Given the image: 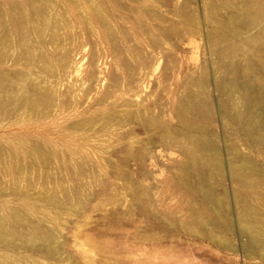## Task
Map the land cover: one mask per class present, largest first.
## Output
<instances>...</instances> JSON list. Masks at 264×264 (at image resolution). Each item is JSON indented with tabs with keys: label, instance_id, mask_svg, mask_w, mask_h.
I'll return each mask as SVG.
<instances>
[{
	"label": "rangeland",
	"instance_id": "obj_1",
	"mask_svg": "<svg viewBox=\"0 0 264 264\" xmlns=\"http://www.w3.org/2000/svg\"><path fill=\"white\" fill-rule=\"evenodd\" d=\"M252 1L264 8V0H0V98L12 96L0 100V217L17 211L37 229L11 213L22 236L30 229L53 238L43 248L27 234L42 250L35 253L21 232V248L0 241V264H264V245L260 256H246L245 238L234 226L226 231L225 219L213 221L225 210L195 191L183 167L193 135L224 164L249 161L255 190L224 172L216 197L224 192L231 205L236 191L264 230V147L240 122L222 119L227 99L217 86L247 100L246 119L261 104L254 99L264 106V31L245 29L236 9ZM224 41L241 46L235 72L217 67V52L230 47ZM181 107L197 128L178 118ZM206 222L224 234L226 249L187 234Z\"/></svg>",
	"mask_w": 264,
	"mask_h": 264
},
{
	"label": "bare ground",
	"instance_id": "obj_2",
	"mask_svg": "<svg viewBox=\"0 0 264 264\" xmlns=\"http://www.w3.org/2000/svg\"><path fill=\"white\" fill-rule=\"evenodd\" d=\"M224 2H226V3H228V0H224ZM257 2H250V3H246V2H244L243 4H241L240 5V7L239 8H236L238 11H240V12H242L247 18V24L245 23V27H244V25H243V27L245 28V29H248V30H254L257 26H258V24H260V28H261V30L262 31H264V8L262 9H259V8H257ZM238 7V6H237ZM216 8V7H215ZM212 11L214 12V13H216V9H212ZM243 27H240V28H233L232 29V32L234 33V34H236V35H239L240 33H241V31L243 30ZM228 41V40H227ZM226 41V42H227ZM232 41V40H231ZM225 42V41H224ZM226 42H225V44H226ZM229 42V41H228ZM228 42H227V46H230L229 48H226V50L224 51L223 50V48L225 49V46H223V48H222V50L223 51H218L217 53H219L218 55V59H217V67L218 68H225V67H227V68H231V70L233 69V67H234V72L236 71V64H235V62L237 61V59H239V58H237V56H235V55H237V53H236V50H237V52L241 49V46H240V44L238 45L237 43L235 44L234 43V46L233 45H228ZM230 44H232V42H230ZM236 45V46H235ZM238 45V46H237ZM235 53V54H234ZM235 56V58H233L234 56ZM3 59V58H2ZM233 59H235L236 61L234 62V60ZM239 61V60H238ZM237 61V62H238ZM236 62V63H237ZM230 70V69H229ZM233 72V71H232ZM225 73V72H224ZM230 73V72H229ZM235 75V74H234ZM249 77V76H248ZM250 80V79H249ZM233 83V82H232ZM250 83V82H249ZM248 83V84H249ZM247 84V85H248ZM252 84V83H251ZM218 90H219V92L221 93V94H225L226 96H225V99L224 100H226L227 99V101L223 104V102L221 103L222 105L220 106V109H219V114H220V116L222 117V119L224 120V121H226L227 123H229V124H231V125H237V123L239 124V122H240V125H242L243 127H244V129L246 130V131H248V132H250V133H252V135H251V139L250 140H252V143L254 144L253 146H257V148L258 147H264V132H263V122H262V116H264V106H263V108H262V106H261V104H262V102H261V99H257L255 96H253L254 98H256V101H255V99L253 100V102H255V104H256V106H257V103H261L260 104V106H259V108L256 110V111H254L255 110V108L253 109V111H254V113L255 114H253V112H252V114L254 115H252V119H246V118H244L245 117V115L249 112V108H248V105H246L245 104V102L247 101H243V98H242V96L241 97H239L240 99H242V102H241V104H239V98L238 97H236L237 95L238 96H240L239 95V93L237 94L236 93V96L235 97H233V94L236 92L235 91V89H234V87L233 86H231V88H230V90H228L227 89V87H226V85L224 84V83H222V82H219L218 83ZM249 87V86H248ZM233 88V90H231ZM251 88V87H250ZM249 88V89H250ZM254 88V87H253ZM248 89V88H247ZM252 89V88H251ZM250 89V90H251ZM243 90H245V89H243ZM228 91H230V92H228ZM243 94H245V93H243ZM221 96H224V95H221ZM250 96V95H249ZM1 97H2V95H1ZM5 97V98H4ZM4 97H2V99L4 98L5 100H7L6 99V95L4 96ZM10 98V97H12V96H7V98ZM252 97V96H251ZM8 98V100L10 101V99ZM13 98H15V97H13ZM235 98H238L237 100L235 99ZM1 98H0V100H2ZM4 100V101H5ZM8 100H7V102H8ZM21 100V99H20ZM14 102V99H11V102ZM10 102V103H11ZM238 102V103H237ZM250 102V101H249ZM183 103V102H182ZM22 104V103H21ZM253 104V103H252ZM5 105V104H4ZM30 105V104H29ZM250 106V105H249ZM252 107H255V106H253V105H251ZM31 107V106H30ZM195 108H196V110L197 109H199V110H201V112H202V114L203 115H205V116H208L209 115V107L207 106V104H205V103H203L202 101H199V102H197V104L195 105ZM251 108V107H250ZM18 109H19V107H18ZM183 112H184V109H183V107H181L180 108V112L178 113L179 115H178V118H180V120L181 121H183L184 122V124H186V125H188L191 129H192V127H194V128H197V127H195V124H193V123H191V122H189V121H187L186 120V118L184 117V115H183ZM251 112V111H250ZM250 117V116H249ZM182 123V122H181ZM154 126V125H153ZM188 127V128H189ZM151 128V127H150ZM163 132H164V130H162ZM169 132V131H168ZM248 134V133H247ZM171 136V135H170ZM170 136H166L167 138L168 137H170ZM186 136H188V135H186ZM190 136V135H189ZM189 136H188V138H189ZM195 135H193V136H191V139H190V141H188L187 140V138L185 137V139H186V141H187V143H186V145L189 147V146H192V147H190V148H188L186 145V149L185 148H183V153L185 154V158H186V162L184 163V165H183V167H184V169L186 168V169H189L190 171V173L192 174V176H193V178L195 179V181H196V187H197V189L195 188V191L197 190V192L198 193H200L202 196H203V199H205V201H207L208 203H209V205L211 204V206H212V208L214 207V208H223V210H225V211H223V212H225V218H221L219 215L217 216V217H214L213 218V221L218 225V224H221L222 226H223V223L225 222L224 221V219L226 220V222H225V225H224V229H226V231H230V228L232 227V226H234L237 230H238V234H239V236L240 237H242V238H245V254H247L246 256H248V257H250V258H252L253 256H255V255H258V256H260V248L262 247V245H264V230H262V225H261V223H260V221H259V216H258V213L253 209V208H251V204H249L248 203V200H246L245 198H243V196H240V195H238L237 194V192L236 191H232V192H234L235 194H236V196H235V194H233V198L231 199L232 201H231V205H230V200L228 201V197H230V196H226V194L225 195H223V193L221 194V197L219 196L220 194L219 193H217V191H215L216 189H215V187L216 186H218V187H220L221 185V180H222V178L223 177H225V176H223L224 175V172L227 174V176L229 177H226V178H228V179H230V180H232V181H234L235 182V184L236 183H239V184H241V185H243V189L246 187V188H248V189H250L251 191H254L255 190V188H254V185H253V179H254V177L256 176V173H255V171L253 170V166L249 163V161L247 162V160L246 159H241V160H239L238 159V156H236V157H231V158H227V159H229V161H226V163L224 164L223 162H221V158H220V155L218 154V152L216 151V149L215 148H213V147H211L208 143H207V141H206V139L203 137V136H201V135H197V136H195ZM165 137V138H166ZM174 137V136H173ZM193 137V138H192ZM171 138H172V136H171ZM184 140V139H183ZM189 142H191L192 143V145H189L190 143ZM251 143V144H252ZM254 148V147H253ZM184 149H185V151H184ZM256 149V148H255ZM41 150V149H40ZM35 151V150H34ZM34 151H32V152H34ZM35 153H37L36 151H35ZM34 153V154H35ZM39 154V153H38ZM8 155V154H7ZM37 155V154H36ZM40 155V154H39ZM39 155H37V157H39ZM45 155V154H44ZM230 155V154H229ZM31 156H33V155H31ZM230 156H232V155H230ZM35 157V156H34ZM40 157H42V155L40 156ZM45 157V156H44ZM43 158V157H42ZM42 158H40V159H42ZM43 160V159H42ZM45 160V159H44ZM3 161V160H2ZM21 161V160H20ZM223 161V160H222ZM46 163V162H45ZM253 164V163H252ZM47 165V164H46ZM15 167H16V165H15ZM21 167V166H20ZM2 168V167H1ZM38 168V167H37ZM22 170V169H21ZM176 171V170H175ZM178 172V171H177ZM17 173H18V171H17ZM189 173V174H190ZM4 174V173H3ZM9 174H10V172H9ZM176 174V173H175ZM46 178V177H45ZM257 178V177H256ZM180 179V184H182V187L186 190V191H190L191 190V188L187 185V183H185L184 181H181V179L182 178H179ZM233 182V183H234ZM49 185V184H48ZM56 186V185H55ZM19 187V186H18ZM48 187H50V186H48ZM65 188H67V187H65ZM217 188V187H216ZM223 188V187H222ZM42 189V188H41ZM218 189V188H217ZM221 188H219V190H220ZM233 190H235L234 188H233ZM67 191V190H66ZM66 191H64V192H66ZM257 191V190H256ZM215 192H216V194H215ZM232 192H231V194H232ZM51 193V192H50ZM56 193V192H55ZM70 193V192H69ZM252 193V192H251ZM257 193V192H256ZM67 195H66V197H65V199L67 198V196H69L70 194H68V192L66 193ZM217 194H219L217 197H216V195ZM230 194V195H231ZM52 195V194H51ZM227 195H229V194H227ZM42 196V195H41ZM47 196V195H46ZM53 196H54V194H53ZM232 196V195H231ZM253 196V195H252ZM52 196H50V198H51ZM201 197V196H200ZM256 197V196H255ZM254 197V198H255ZM50 198H46L47 200H49ZM64 198V197H63ZM259 198V197H258ZM65 199H62V201H64ZM68 199V198H67ZM69 199H70V196H69ZM54 199H52V201H53ZM56 200V199H55ZM49 201H51V199L49 200ZM62 201H60V203L62 202ZM66 201L67 200H65L63 203L65 204L66 203ZM70 201V200H69ZM57 202H58V198H57V200H56V203H52V204H57ZM68 202V201H67ZM63 204V205H64ZM68 204H71L70 202H68V203H66L65 205H68ZM59 205V204H58ZM69 206V205H68ZM205 211V210H204ZM10 213V212H9ZM12 213V212H11ZM11 213H10V215H8V213H7V215H2V216H4V217H0V241H2L1 243H3L4 242V244L3 245H5V243H6V245L5 246H7V247H9L10 248V246H11V248H12V246H14V245H16L17 244V246H18V248H21V246H23V242L25 241V240H27V239H24V238H28V244L26 245V249L28 248V246H31V248H32V250L31 249H29L28 248V250H30V251H33V245H32V243H31V241H29V237H25L27 234H29V236H30V229L31 228H34V227H31V224L29 223V225L26 223L25 225L24 224H22V222L24 221V219H23V216H21V214H19V216H21L22 217V219H19L20 217L19 216H17V211H16V216H17V218L19 219V221L21 222V225H24V226H26V225H28L29 227H30V229H29V233H27V232H25L26 233V235H23L22 236V233L24 234V232H22L21 231V229L24 227V226H21L20 224H19V226L17 225V222H18V220H16L14 217H16L15 216V213H14V217L11 215ZM12 213V214H13ZM197 213V212H196ZM203 213V212H202ZM206 212H204V214H205ZM183 214H184V212H183ZM187 214V213H186ZM192 214V213H191ZM218 214V213H217ZM260 214V213H259ZM208 215V214H207ZM1 216V215H0ZM5 216H7V217H9V216H12V217H10V218H13V220L11 219V222L13 221H15V223H13L12 222V224H16L17 226H15V225H13V226H15V228H17V227H22V228H20L19 230H18V228H17V230L12 226V228L10 229V227L8 226V222L5 224V222L8 220L9 221V219L7 218V217H5ZM199 216V215H198ZM201 216H202V214H201ZM199 216V217H197V218H199L198 220H199V222H200V220H204V217L202 216ZM1 218H3V220L6 218V221L4 222ZM184 218V217H183ZM193 218V217H192ZM209 218V217H208ZM197 220V221H198ZM10 222V221H9ZM11 222H10V224H11ZM19 222V223H20ZM198 222V223H199ZM209 222V221H208ZM24 223V222H23ZM210 223V222H209ZM212 223V222H211ZM227 223V224H226ZM7 225V226H6ZM27 226V227H28ZM33 226V225H32ZM184 226V225H183ZM221 226V227H222ZM6 227H8L9 229H7ZM36 227V226H35ZM180 227V226H179ZM185 227V228H184ZM184 227H182V229H188L189 227H187L186 228V225L184 226ZM201 227H203V228H201ZM200 228L201 229H203V232H199V231H197V229L195 230H193V228H192V230H190V231H188L189 229H191V228H189L186 232H187V234L189 233V235H191V236H193V237H195V238H198V239H201V240H207V241H209L210 243H212L214 246H219L220 245V247L221 246H223V247H225V249L227 248V246H226V244L228 243V242H226V239L224 238V234L223 233H221L220 232V230H218V228L215 226V224L213 223V224H208L207 222H206V224H204V225H202ZM219 227H220V225H219ZM26 228V227H25ZM39 229H41V228H39L38 227V230ZM16 231V232H14V231ZM27 230V229H26ZM32 230V229H31ZM35 230H37V229H33V231H35ZM185 230H184V232H185ZM23 231H25L24 229H23ZM42 231H43V229H42ZM21 232V233H20ZM45 232H46V230H45ZM21 234V236L22 237H24V238H22L21 237V239H22V245H21V240H19L20 241V245L21 246H19L18 245V243H19V241L18 240H16V238L17 239H20V234ZM38 233V234H37ZM37 233H35V234H31V236H32V238L34 239V240H37V241H39L40 240V243H41V241H44V242H47V241H49V240H53V238H51V236H49V235H45V233L44 232H38L37 231ZM43 233H44V235H43ZM19 234V237L17 236ZM40 234H42V235H40ZM50 235H51V233H50ZM13 236H14V242H13V240H12V242L14 243H12L11 244V239L13 238ZM15 236H17V237H15ZM12 237V238H11ZM11 238V239H10ZM9 239H10V244H9ZM33 239H31V240H33ZM16 240V241H15ZM24 240V241H23ZM33 240V241H34ZM7 241V242H6ZM17 241H18V243H17ZM37 241L35 242V244L37 243ZM52 242V241H51ZM7 243L9 244V245H7ZM25 243H24V245H25ZM31 243V244H30ZM39 242L37 243V244H40ZM48 243H50V241L48 242ZM41 245L43 246V248H45V246L41 243ZM228 245V244H227ZM35 246H37V245H35ZM51 246V245H50ZM50 246H49V248L48 249H46V250H48L49 251V249H50ZM24 248H25V246H24ZM38 248H40V245H38L37 246V249ZM13 249V248H12ZM230 249V248H229ZM34 250H36V249H34ZM45 250V249H44ZM37 251V250H36ZM35 251V252H36ZM39 251H42L41 250V248H40V250H38L37 252H39ZM34 252V251H33ZM34 252V253H35ZM264 251H262V253H263ZM45 253V252H44ZM264 254V253H263ZM256 257V256H255Z\"/></svg>",
	"mask_w": 264,
	"mask_h": 264
}]
</instances>
